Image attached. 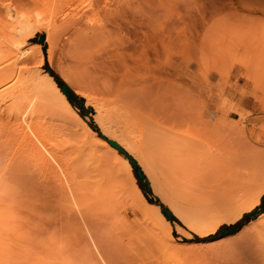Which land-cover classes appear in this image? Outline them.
Listing matches in <instances>:
<instances>
[{
    "label": "rangeland",
    "instance_id": "1",
    "mask_svg": "<svg viewBox=\"0 0 264 264\" xmlns=\"http://www.w3.org/2000/svg\"><path fill=\"white\" fill-rule=\"evenodd\" d=\"M43 2L0 0V27L10 30L16 13L36 17ZM84 12L75 18L77 21L57 23L50 62L46 59L45 30L36 24L32 25L34 34L18 51L27 53L32 51V43H41L45 59L37 71L41 76L47 73V64L83 98V117L78 108L73 107L74 111L88 126L92 123L97 128L99 137L104 138L92 102L107 108L112 116L113 109L121 113L123 109L133 110L141 116L138 118L145 129L140 146L146 165L119 147L135 159L148 182L147 200L159 203L160 211H170L154 189L153 179L172 181L177 188L176 179L190 173L194 188L185 190L199 200H188V208L193 214L207 217L210 210L219 207L223 194L231 195L232 188L249 198L264 188V0H95L93 7ZM210 61L215 62L211 68ZM25 65L36 69L33 61ZM6 105L2 104L0 110ZM52 107L54 116L63 112L61 103ZM65 112L69 115L63 120L69 122L73 112ZM12 117L9 112L0 117V148L11 146L14 140L9 133ZM65 159L70 165L64 163L63 168L71 176L64 174L63 181L69 184L51 196V186L38 181V172L24 162L28 168L23 169L25 183L22 193H17L22 201L16 198L17 204L11 202L16 205L5 213L0 209V264H128L134 260L127 262L134 257L136 246L129 244L121 231L124 228L112 221L115 213L108 209L104 216L98 215L78 192L86 156H79L73 148ZM178 164L190 171L184 174L176 167ZM55 173L62 177L60 171ZM235 192L232 190L231 196ZM126 203L116 202L110 208L119 218L138 219ZM259 204L260 200L243 214ZM170 214L178 220H169L175 255L147 250L150 254L145 264H264V209L253 213L246 231L214 240L206 238L216 230L202 235ZM6 215L9 220L4 222ZM106 216L109 221L104 219ZM54 232L60 239H55L59 241L57 248L50 244L52 250L49 242ZM1 248L11 250L12 258L5 257Z\"/></svg>",
    "mask_w": 264,
    "mask_h": 264
},
{
    "label": "bare ground",
    "instance_id": "2",
    "mask_svg": "<svg viewBox=\"0 0 264 264\" xmlns=\"http://www.w3.org/2000/svg\"><path fill=\"white\" fill-rule=\"evenodd\" d=\"M47 1L45 0V4L43 2V9L41 8V12L38 13L36 17L28 18L14 13L15 19H13L15 20V24L13 27L10 30L6 27L4 28V26L0 27V106L7 103V105L0 110V117L3 116L4 112H9L10 115L13 116L11 119L14 118L12 124H10L11 122L8 121L11 125V127H9L11 130L9 132L10 137L11 135L12 137L14 136L12 145L9 147L0 148V209H3L2 213H5L6 210L8 211L10 209L12 204H17L19 200V202L22 201L21 199H18L22 195L20 196V194L18 195L17 193H22V186L25 183L23 179V175L25 174L23 169L27 167L26 164H30L31 166L28 168L33 167L32 170L38 172L39 176L36 174V177L35 175V178L39 177L38 181L40 179V182H42L44 186L47 185L46 187L49 185L51 186V189H49L50 187L48 188L50 196L54 193H57L56 190H60L64 186L67 187L69 182L66 184L67 180L63 181V178L66 177L64 174H68L67 176L71 175L69 171L65 173L63 166L64 163L70 165L69 160L65 159V157L67 154H69L70 150L74 148L78 152L79 156H86V160L82 164L84 173L83 179L80 181L81 192H78L80 195H82V197H84L86 205L93 208V210L98 215L104 216L105 213H108V209L109 211H113L115 213L114 214L112 212L114 214L112 221L118 222L120 225L118 228H124L121 231L125 234V236H127L129 244L131 246H136L134 257L129 258L130 260L128 259L127 261L129 262L134 258V262L131 261L128 264L132 262V264H145L146 257L148 254H150V252L147 250H157L159 253L174 256L175 252L173 249L176 244H174L175 242L171 234V224L169 220L165 218L157 205L148 202L137 185V181L133 175L132 167L129 161L123 156L119 155L118 151L108 141L112 140L116 142L130 155H132V157L138 160V162H140L143 166L146 165V159H143L140 146L143 138L142 129H145V125L144 127H141L140 123L142 119L139 120V114L133 110H131L133 112H129V110L124 112V109L122 108V110L120 109L121 107H119L120 111L122 110V113L114 111L113 109L115 116V119H113L114 116L111 115V111H109L107 108L103 109L96 102H92L95 112L98 113L96 120L98 122L100 131L104 136V138L99 137L97 133L92 130L74 111V108L67 101L66 96L60 91L49 73H44V75L41 76L37 71L45 59L41 45L39 43H32L30 45L33 48L32 51H27V53L18 51L19 48L28 41V38L34 34L35 29L32 25L36 24L38 29L42 28L45 30L46 42L48 44L46 49V59L48 62H50L53 55L52 34L55 32L57 25L59 24L58 22L65 23L71 20L73 22L77 21L75 18L79 19L80 16L84 15V10L91 9L95 4V0H56L59 1L58 4L55 2L53 4L52 2ZM231 26H229V29H231ZM233 27L234 26H232V29ZM232 38L233 37H230L229 39ZM229 41L231 42V40ZM28 61H33L34 64H36L35 70L27 68L26 65L22 66V64H25V62L27 63ZM201 61L202 59L200 62ZM207 61L208 60L205 61L206 63L204 62L205 67H207V63L209 64ZM213 62L210 61V68L215 63ZM218 65L220 64H216V66ZM59 103L62 104L63 112L58 111L60 113L59 115V113L56 111L57 114L54 116L55 114H53V112L51 113V111H54L52 106L57 107ZM66 110L73 112V119L69 122H65L63 120L64 117H68L69 115L65 114ZM44 111H48L51 114H48L49 116H45V114L48 112ZM134 112L136 113L134 114ZM69 118L71 117L69 116ZM8 122H6V124ZM145 132L148 131L145 130ZM24 162H26V164H24ZM22 163L23 165H21ZM179 165L180 164H178L176 167H179L180 169H178L182 170ZM188 170V168L186 170L184 167V170L182 171L183 173L184 171L188 173L190 171ZM55 171H57V173L60 171L62 177L57 176ZM189 174H185L181 178L176 179L178 189L176 188L175 184H172V181H169V179V182L166 180L163 182H158L157 180L155 181V179H153V186L162 197L164 204L169 207L172 214L179 218L184 224H186V226L198 231L202 235L214 232L221 224L231 223L233 220L240 218L243 212L252 209L259 202L262 194H264V188H262L253 194L251 198H249L246 196V194H237L235 192V187L234 189H231L230 187L231 190H229L231 195L234 192L235 194L233 196H227L223 194V200H221L219 203L216 202L218 203L217 205H219V207L217 206L215 209L210 210L207 213V217H202L203 215L200 216L191 213V209L188 208V200H199L197 197L194 198L195 196L192 198L187 193L188 188L189 190L191 189V191L194 188H192V181L189 177ZM152 178L153 177H151V179ZM40 182L37 183L40 184ZM43 184L41 185L42 187ZM199 185L201 184L199 183ZM246 185L248 184L246 183ZM242 188L240 187V189ZM185 189H187V191ZM243 190H241V192ZM61 192H64L63 189ZM36 196L34 195L33 198ZM16 198L18 201H14ZM41 200L43 201V199ZM13 201L14 203H11ZM116 202H127L134 211V215L137 216L138 219L128 221L125 219L126 217L119 218V215H117L118 213H116L114 209L110 208L111 205L115 204ZM13 206L11 209L14 208ZM45 206L42 207L44 208ZM108 218L109 217L107 216L106 218L104 217V219ZM8 220V215L2 218V221L4 222ZM109 220L110 218L108 221ZM108 221L104 220V222L107 223ZM248 225L249 224L243 226L239 232L243 230L246 231V229L249 228ZM110 226H112V224ZM248 231L249 230H247V232ZM13 232L14 235H16L17 231L13 230ZM239 232H237V234H239ZM53 234H51L52 238L50 237V239L51 241H54L52 243L49 240V245L52 244L55 246V248H57L56 243L59 241H55V239L60 238H56L58 233L54 234L55 237ZM61 242L62 241H60V243ZM109 246V251H113L111 245ZM50 248L55 250L51 245ZM1 250L5 257L7 256L8 258H12L11 250L7 248H1ZM139 252H141L140 254L142 255L147 254L146 256H143L145 261L143 257L139 255ZM136 256L142 258L139 259L137 257V259ZM136 260H139V262L136 263Z\"/></svg>",
    "mask_w": 264,
    "mask_h": 264
},
{
    "label": "trees",
    "instance_id": "3",
    "mask_svg": "<svg viewBox=\"0 0 264 264\" xmlns=\"http://www.w3.org/2000/svg\"><path fill=\"white\" fill-rule=\"evenodd\" d=\"M39 44H41V43H39ZM43 48H44V46H43ZM44 54H45V52H44ZM45 69H46L47 73H49V75L53 78L54 82L56 83V85L58 86V88L61 91L63 88L67 89V95H66L67 101L71 104L72 107L78 108L80 116L83 117V114H82V108H83L82 103L84 101L83 98L80 97L79 95H77L58 74H56L53 70H51L47 66V64H45ZM89 127L92 130L97 131V128L95 126H93L92 123H89ZM130 165L132 167L133 175L137 181V185L139 186V188L142 191V193L144 194V196L148 197V195L150 194L148 182H146V180L144 178H140L136 174L138 166L133 165V164H130ZM148 202H150L151 204L160 205L159 203L152 201V200H148ZM260 208L264 209V195H262L260 198L259 206L254 208L251 212L243 214V216L233 224H229V225L222 224V225H220L216 229V231L212 235H209L206 239L214 240V239H218V238H221L223 236L237 232L238 230H240L244 225H246L251 220V218L254 216L253 213H256V211ZM168 219L172 222H174V221L178 222V220H176V218H174L171 214H169ZM194 237H195V239H198L196 236H194Z\"/></svg>",
    "mask_w": 264,
    "mask_h": 264
},
{
    "label": "water",
    "instance_id": "4",
    "mask_svg": "<svg viewBox=\"0 0 264 264\" xmlns=\"http://www.w3.org/2000/svg\"><path fill=\"white\" fill-rule=\"evenodd\" d=\"M43 37V36H42ZM41 37V38H42ZM65 96L67 95V89L66 88H63L62 89V91H61ZM109 141V143L118 151V152H120V153H122L126 158H127V160L129 161V163L130 164H133V165H135L136 164V161H135V159H133L129 154H127L121 147H119V145L116 143V142H114V141H112V140H108ZM136 174L140 177V178H143V174L141 173V170H139V169H137V171H136ZM161 213L165 216V218L167 219V220H169L168 219V217H169V214H170V211L169 210H167V209H161Z\"/></svg>",
    "mask_w": 264,
    "mask_h": 264
}]
</instances>
